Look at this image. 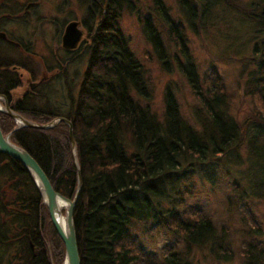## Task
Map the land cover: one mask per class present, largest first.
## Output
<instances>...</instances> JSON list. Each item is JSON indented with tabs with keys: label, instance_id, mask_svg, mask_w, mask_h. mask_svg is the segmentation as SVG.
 Segmentation results:
<instances>
[{
	"label": "trees",
	"instance_id": "16d2710c",
	"mask_svg": "<svg viewBox=\"0 0 264 264\" xmlns=\"http://www.w3.org/2000/svg\"><path fill=\"white\" fill-rule=\"evenodd\" d=\"M156 2L159 7L153 0V9L158 15L169 11L164 0ZM122 10L120 1H107L76 94L68 64H45L44 70L53 73L15 96L13 89L22 77L13 70V62H0V93L12 109L37 122L58 115L72 122L81 173L73 211L80 264H193L194 248H206L216 260H232L237 249L239 264H264L262 229L251 226L256 219L253 205L264 204V0H180L178 16L172 13L170 21L166 19L167 34L186 56V62L181 61L200 98L188 112L168 88L162 109L151 107L147 71L132 51L130 38L117 29ZM231 13L236 24L227 21ZM186 24L208 32L221 29L225 42L217 44L222 56L239 54L243 92L254 102L251 117L236 119L216 67L213 74L204 71L198 81L200 74L183 34ZM147 30L143 28V33L162 54L161 33ZM245 36L252 41L247 54L237 43ZM176 61L181 62L178 53ZM20 66L37 76L34 64ZM0 126L4 134L12 130L10 139L30 152L57 191L73 197L77 172L65 121L47 128L18 126L0 111ZM229 163L245 170L242 184L233 182L225 208L236 211L240 228L227 226L221 214L215 216L188 201L194 185L204 187L211 170ZM6 197L7 203H1ZM11 224L13 232L2 235ZM153 230L170 236L158 250L143 240ZM174 240L180 245L174 246ZM1 242L13 264H31L32 244L39 245L43 264H51L50 250L56 264L64 257L63 241L33 177L20 160L2 151Z\"/></svg>",
	"mask_w": 264,
	"mask_h": 264
},
{
	"label": "rangeland",
	"instance_id": "374dc122",
	"mask_svg": "<svg viewBox=\"0 0 264 264\" xmlns=\"http://www.w3.org/2000/svg\"><path fill=\"white\" fill-rule=\"evenodd\" d=\"M135 1L134 10L136 9V12H131L129 9H126L120 19V27L124 35L130 38L129 45L142 62L150 78L151 99L149 100L151 102V107L159 111L162 109L161 105L164 104L163 99L166 89L168 88L171 89V92L176 96L177 101L183 106L182 108L188 112V107L190 108L198 104L200 98L199 95L194 92L191 83L188 81L187 76L190 73L188 70L186 71V67L185 65L183 66L182 63V61L186 62V56L176 49L174 45L175 41L171 40L170 35L164 30L163 24L160 33L165 47L162 49V54L154 48L151 41L144 35V26L141 25L137 17L138 13L141 15L147 14L148 10L145 6L153 4V1ZM164 1L166 5L169 6L170 14L172 15L173 13V15L177 17L180 11V0ZM137 8L140 10L137 11ZM175 13L178 14L176 15ZM227 21L231 24H236L237 17L231 13L230 18L229 16L227 17ZM242 25H244V23ZM219 26L221 27L222 25L219 23ZM183 31L184 36L187 38L188 52L191 54V59L196 66L198 75L200 74L197 78L198 81H201L204 71H209L213 74L214 68L216 67L220 71L221 79L226 85V91L231 101L230 107L236 119L242 122L247 116L251 117L250 107H254V102L249 96H245L243 92L244 76L243 78L239 76L240 66L237 58L239 54L234 55L233 53H226L228 56H222L220 53L221 46L217 44L225 42L223 40L224 37L219 33L221 29L219 31L210 30V32H208L204 29L193 28L189 24H186ZM182 38L184 41L183 35ZM241 39L242 42L238 40L237 43H242L241 46L246 49L244 53L247 54L250 52V43L252 44V41H249L246 36ZM38 50L40 51L41 49ZM177 53L179 60H182L180 63L176 61ZM85 62L86 57L69 65V77L73 75L74 78L72 80V91L74 94L77 92ZM34 66L38 70L37 76L33 77L27 69L24 70L22 73L23 75H21L22 83L13 89V94L15 96L21 95L27 88L31 87V85L40 81L43 77L50 76L52 73L51 71H45L44 64L42 63H36ZM200 85L202 86L201 82ZM209 86L212 85H208V87ZM54 99H56L55 96ZM239 153L243 155L241 150H239ZM211 171L212 178L209 181L206 180L207 183H204V187H202V185L200 186L198 181H196L197 177H193V179H195L193 182L198 184L194 185L195 187L192 189L188 201L191 203L194 202L196 206L201 207L205 211H212L215 213V216L221 214L220 218L223 221H227V226L233 223L235 228H240L241 224L239 223L236 211L235 213L232 211L226 212L225 208H227V196L233 194V182L239 181V186L240 183L242 184L240 179H242V173L245 171L244 167L242 165L229 163L228 165L221 164V166ZM187 181L190 183L189 180ZM232 204L234 205V202ZM252 209L256 214V219H251V226L255 227L259 225L262 229H259L262 233L261 236L264 238V204L256 202ZM235 232L239 235L238 230ZM143 240L146 243L152 244L153 249L156 248L158 250L165 241L170 240V236L162 231L153 230L151 233L145 235ZM178 245H180V242L174 240V246ZM236 250L232 260H216L211 258L206 248H194L192 257L195 261L193 264H195V262L198 264V260H200L199 264H239ZM63 260L64 257L59 264H62Z\"/></svg>",
	"mask_w": 264,
	"mask_h": 264
},
{
	"label": "flooded vegetation",
	"instance_id": "af4514ba",
	"mask_svg": "<svg viewBox=\"0 0 264 264\" xmlns=\"http://www.w3.org/2000/svg\"><path fill=\"white\" fill-rule=\"evenodd\" d=\"M108 0H0V62H13V70L23 75L26 68L21 64L71 65L90 55L95 39V29L100 15ZM122 4V13L117 19L118 31L120 19L126 9L136 12L135 0H117ZM153 0H151L152 2ZM156 6L159 7L156 0ZM154 4L146 5L148 13L137 17L141 25L160 33L165 29L166 19L170 21L169 11L158 15ZM140 10L137 8V11ZM162 16V17H161ZM163 22H162V21ZM75 21L70 37L78 38L73 46L64 45L63 35L67 25ZM143 23V24H142ZM144 27V28H145ZM123 32V31H122ZM121 34V33H120ZM148 38V35L144 33ZM38 49H41L40 51ZM86 63V62H85ZM58 67L54 68L56 72ZM53 73V71H51ZM7 203V197L1 201ZM13 232L12 224L2 235ZM47 243V240H45ZM45 243V244H46ZM1 248L5 247L1 242ZM31 264H43L39 245L32 244ZM0 248V264H13L8 258L9 252ZM51 264H56L50 250Z\"/></svg>",
	"mask_w": 264,
	"mask_h": 264
},
{
	"label": "water",
	"instance_id": "95a60500",
	"mask_svg": "<svg viewBox=\"0 0 264 264\" xmlns=\"http://www.w3.org/2000/svg\"><path fill=\"white\" fill-rule=\"evenodd\" d=\"M75 24L76 22L72 21L66 27L63 35L64 45L66 46L75 45L78 38L79 33H77L75 38L73 36L70 37ZM0 111H3L13 117L18 126L27 125L32 127L47 128L54 125L58 121H65L68 124L72 156L77 172V184L72 198L60 193L53 187L46 172L38 161L30 154V152L10 139V133L12 130L4 134L1 126L0 151L20 160L33 177L43 201L47 206L51 222L64 244V260L62 264H80L73 211L80 193L81 173L76 156V145L73 137L71 120L63 115L55 116L46 122L31 120L20 112L12 109L4 93H0Z\"/></svg>",
	"mask_w": 264,
	"mask_h": 264
}]
</instances>
